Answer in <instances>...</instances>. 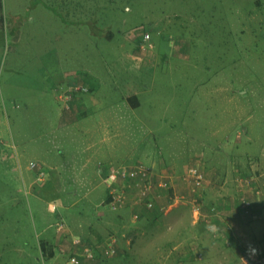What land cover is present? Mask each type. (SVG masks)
<instances>
[{"label":"rangeland","instance_id":"1","mask_svg":"<svg viewBox=\"0 0 264 264\" xmlns=\"http://www.w3.org/2000/svg\"><path fill=\"white\" fill-rule=\"evenodd\" d=\"M135 2L138 8L129 0H0V147L10 158H0L1 263L39 264L31 241L35 225L40 217L54 220L38 199L53 196L52 191L36 186V198L23 187V176L35 172L31 162L60 173L62 190L73 189L68 199L81 210L106 214L105 238L118 236L125 256L118 251L100 264H178L183 260L170 246L174 235L195 241L199 264H248L242 256L261 258L260 248L239 242L244 224L233 217L236 209L226 216L234 218L232 231L221 227L226 220L212 203L234 194V169L258 176L264 192V0ZM98 28H111L113 39L107 41ZM137 28L141 41L127 40L126 33ZM124 57H144L153 66L144 77L135 76L140 69L124 70ZM63 72L76 74V81L55 93L53 82ZM78 85L87 91H72V103L93 98L91 109L70 130H58L72 109L61 98ZM133 92L139 93V108L126 100ZM84 148L93 155L85 168ZM198 159L211 180L203 192V215L195 217L185 204L186 216L176 230L171 224H141L128 213L119 217L125 210L105 203L108 192L98 161L142 162L180 175ZM77 178L84 182L78 188L73 186ZM173 212L157 217L162 221ZM260 214L264 222V207ZM257 230L255 243L263 247L264 225ZM209 254L227 259H209Z\"/></svg>","mask_w":264,"mask_h":264},{"label":"crops","instance_id":"2","mask_svg":"<svg viewBox=\"0 0 264 264\" xmlns=\"http://www.w3.org/2000/svg\"><path fill=\"white\" fill-rule=\"evenodd\" d=\"M55 2H60L63 3V1L66 0H54ZM78 1H76L77 3ZM66 7V6H65ZM77 7L79 8V6L77 5ZM66 11H67V7H66ZM75 12H78V9L76 8ZM126 36L128 38H126L127 40H133L134 42H140L141 39L143 38L141 35V30L140 28H137L134 31H131V33H126ZM124 61L122 58H120V63L121 65L124 67V70H129V72H134L136 73L139 69V72L135 74V76L137 74H139V77H144L143 75L145 74V72L148 71V67H152L153 64L148 61V59L146 60L144 57L143 58H139L138 60H132L128 57H124ZM65 72V71H64ZM61 73V75L59 76L58 79L55 78V81L53 82V87L55 88V93L58 89H64L66 87H71V81H76V77L77 75L74 73L73 74H66L64 75ZM128 72V71H125ZM123 73V72H122ZM132 73V74H134ZM121 77V75H120ZM68 78V80H67ZM134 79V78H133ZM132 79V83H134V85L136 83H138V81H135ZM141 83H143V80L141 81ZM141 85V84H140ZM60 90H58L59 92ZM132 95H136L137 97H139V93L137 92H133L130 95H127L126 97L132 96ZM58 97H61V92L58 93ZM81 99L76 100V102L72 103V109L69 112H66V118H64L65 122H62V124L60 123L59 126L55 127L58 130H65L68 131L70 130L74 124H76L77 122V117H79L81 114H84L86 112H89L91 107L90 105L93 104L94 100L93 98H89L88 101H81ZM132 109L134 107H131ZM139 108V107H136ZM69 119H71L70 121H68ZM69 122V123H67ZM55 128L51 129V130H55ZM108 128L110 130V126L108 124ZM108 128H104V130L107 131ZM5 147V146H3ZM2 147V148H3ZM0 147V158L1 160H7L10 159L9 157L6 156V150H3ZM90 148V147H89ZM89 148H84L83 149V159H84V163H83V168H85L89 162L90 159L92 158V154L88 152ZM99 151H96L95 154H99ZM9 156L12 157V155L9 152ZM8 162V161H7ZM109 163L110 161H98V163ZM133 164V163H132ZM148 165V164H147ZM206 168V165H204ZM163 167V166H162ZM161 168V167H160ZM159 168V169H160ZM159 169H155L156 171H159ZM162 169H166V168H162ZM35 171V170H34ZM33 171V172H34ZM165 171V170H164ZM217 171V170H216ZM236 171L239 174L243 175V172L238 170V169H234L233 174L234 176L236 175ZM48 172V171H47ZM207 172V186L206 188L209 187L211 180L208 179V171ZM83 174H86L85 170H82ZM177 172H175V170L171 171V174L175 175V177L173 178V187L174 190L177 193H181V192H187V188L186 186L183 184V182L179 179V175L176 174ZM59 175L60 173L58 172H48V178L47 181L45 183H42L40 185H38L37 180H36V171L34 173H32V175H25L23 176V187L25 189L26 194H32L36 196H40L38 194H36V186H40V187H44L46 189H49L52 191L53 196H45V198L40 197L38 198L41 202H45L47 204V209L48 211L54 215V220L52 218H47L46 216L44 217H40V221L38 223V225H35V234H34V240H31L33 243V246L35 248V258L38 261L39 264H41L42 259L45 260V264H48V260H50V264H62V262H65V264H68V260L70 258V256L76 251L78 250V248H75L72 245V239L74 237H78L81 238L83 241H85L86 243H91V244H95L96 242H99L103 239H105V229H106V222L104 220L105 217V213L102 212V210L98 209L95 211H91V215L89 212H85V210H81L78 205L77 202H73L70 201L68 199L69 198H73V196L75 195V193H73V189H71L69 186L65 187V190H62L61 188V184L59 183ZM87 175V174H86ZM84 185V182L80 180V178H77L75 180V182L73 183L74 187H81ZM262 186V184H261ZM107 189V188H106ZM164 191V190H162ZM206 191V189H205ZM19 192V191H18ZM21 193V192H20ZM250 196L254 199V214L252 217H245L240 209H239V192L238 189L235 187L234 188V194L231 197H223L224 195H220V198H217L216 200H214L212 204H218L219 205V209L221 211V216L220 217H224V219L226 220L225 223L221 224V227H229L232 231H234L233 227L236 226L235 222H234V218L235 217H240L242 224V227H244V230H241V232H237V234L239 235V242H251L254 246L260 248V252H261V258H264V243L262 244L263 247H260L259 241L255 243V235L254 233H258L257 229H259V226L263 227L264 222H260L261 219V214L263 212V207H264V196L259 198L257 197L253 191L251 190V192H249ZM61 195V196H59ZM64 195V196H63ZM37 198V197H36ZM69 200L68 203H66ZM168 201V193L167 192H162L161 196L158 199V203L159 204H166ZM183 205V206H182ZM187 206H185V204H181V206L179 205L178 208H175L174 210H176L175 212L172 213V216L169 218H164L162 221H159L160 219H158L157 216H160L161 214L159 213V209H155L152 212H148L147 210H145L142 207H138L137 208V212L140 213V219H139V223L144 224V221H147V224L151 223L154 226H157L159 228L166 226V224H171L174 228V230L177 229L178 224L181 223L182 219L184 216H186V209ZM236 209V211L234 212V215L232 217L226 218V216L229 214H231V212H233L234 208ZM127 209V210H126ZM134 209L132 207L128 208H124L121 213H119V217L124 214V213H128L132 218H133V213H134ZM131 212V213H130ZM170 212V213H171ZM169 214V213H168ZM236 215V216H235ZM86 216V217H85ZM163 216V215H162ZM231 216V215H230ZM196 217V216H195ZM135 219V220H138ZM141 220V221H140ZM65 222L66 226H67V230H68V238L65 239V237L60 234L57 231V224L59 222ZM137 222V223H138ZM185 222V221H184ZM192 223H197L196 221H193ZM215 224L217 225V222L215 221ZM221 227H218V230L221 229ZM257 227V228H256ZM238 228V226H237ZM165 229V228H164ZM222 230V229H221ZM236 230V229H235ZM21 230L18 229V231L16 232V235L20 234ZM236 233V231H235ZM112 233H109L107 236L111 235ZM119 235V234H117ZM120 236V235H119ZM176 235H174L171 238V243L170 246L173 247V251L174 252H179L178 257H181V260H183L182 262H179L178 264H199L198 258H196V254H201L198 253V251L194 248V244L195 241L193 240L192 242L190 240L186 241V240H180V239H176L175 238ZM260 239L264 238V234L259 236ZM258 238V239H259ZM37 241V242H36ZM120 241V240H119ZM261 241V240H260ZM42 244L45 245L46 250L42 249ZM61 246H65V248H68V251L66 254H61L58 250L59 247ZM185 247V248H180V247ZM187 246V248H186ZM123 244L120 241L119 243V255H124L125 256V250L122 248ZM250 247H252L250 245ZM253 249V248H252ZM23 254V251H19L18 254ZM258 252H256L257 255ZM212 254L208 255V258L210 259L211 257H213L216 260H223V259H227V255L226 254H215L213 256H211ZM31 256V255H30ZM200 258H202V256L199 255ZM29 258V257H28ZM103 257L98 256L97 259L95 261H87V260H82L81 264H100V262H102ZM159 258V256H158ZM163 258V256L161 257ZM243 262L246 261V259H250V258H246L245 256L241 257ZM2 258L0 257V264L1 263ZM21 260H18V264H20ZM253 261H249L248 264H252ZM5 264H9L5 263ZM212 264V263H210Z\"/></svg>","mask_w":264,"mask_h":264},{"label":"built area","instance_id":"3","mask_svg":"<svg viewBox=\"0 0 264 264\" xmlns=\"http://www.w3.org/2000/svg\"><path fill=\"white\" fill-rule=\"evenodd\" d=\"M149 37V34H146L144 39L147 41ZM69 91L61 98L67 103V109L72 104V91L76 93L86 92L87 87L78 85ZM30 168L36 171L37 181L42 183L46 181L48 172L41 164L31 162ZM97 171L108 191L109 200L107 206L111 210H123L127 206L128 208H135L133 213L134 220L141 216L136 211L138 207H142L148 212H152L158 208L159 212L168 214L181 204H190L196 217H202L203 215V192L207 186V170L200 159L190 164L179 175V179L187 188L186 194H178L173 191V178L175 175L171 174V171L168 169L156 171L152 166L142 162L121 165L101 162L98 164ZM234 182L239 192L238 204L241 213L247 218L252 217L255 207L254 199L250 196L249 192L252 190L259 198L264 196L260 185V178L251 174L242 175L236 171ZM162 192L168 193L166 204L158 203ZM214 211L219 212V207H214ZM57 231L65 239L68 238L69 233L65 222L61 221L57 224ZM119 240L118 236L111 234L109 237L91 244L86 243L81 238L74 237L72 245L78 248V250L70 256L68 264H81L82 260L95 261L98 256L103 258L114 257L119 251ZM58 250L61 254H66L68 248L61 246ZM250 260L253 261L252 264H264V258H259L255 255L250 256ZM41 264H45L44 259H42Z\"/></svg>","mask_w":264,"mask_h":264},{"label":"trees","instance_id":"4","mask_svg":"<svg viewBox=\"0 0 264 264\" xmlns=\"http://www.w3.org/2000/svg\"><path fill=\"white\" fill-rule=\"evenodd\" d=\"M129 3L131 4V6L135 5L134 7H136V8H138L140 6L139 4H137L135 2V0H129ZM107 29L108 30L105 32V30H101V29L99 30V28H98V30L100 31V35H102V33H106L105 39L107 41H111L113 39V37H114V32L111 30V28H107ZM126 100L130 103V105L132 107H134V108L140 107V100H139V98L136 95L129 96V97L126 98ZM108 200H109V197H108V194H107V198L105 200L106 204L108 203ZM42 249L46 250V247L43 244H42Z\"/></svg>","mask_w":264,"mask_h":264}]
</instances>
